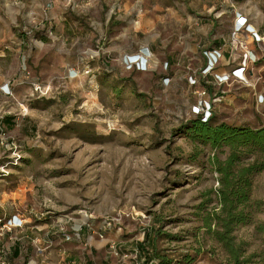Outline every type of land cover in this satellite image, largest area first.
I'll use <instances>...</instances> for the list:
<instances>
[{
    "label": "rangeland",
    "instance_id": "obj_1",
    "mask_svg": "<svg viewBox=\"0 0 264 264\" xmlns=\"http://www.w3.org/2000/svg\"><path fill=\"white\" fill-rule=\"evenodd\" d=\"M238 19L249 32L232 36ZM141 48L153 61L137 74L117 51ZM245 56V82H215ZM170 70L181 80L171 81ZM5 86L11 95L0 92V116L14 120L7 138L19 152L0 151V262L135 264L136 256L142 264L136 244L150 256L155 240L172 264H231L202 223L219 211L216 162L228 150L179 132L200 99L221 123H264V0H0ZM251 199L264 203V168L252 178ZM12 217L21 228L4 227ZM253 217L259 224L263 210ZM232 236L243 258L264 252L254 225ZM14 243L19 261L9 255Z\"/></svg>",
    "mask_w": 264,
    "mask_h": 264
},
{
    "label": "trees",
    "instance_id": "obj_2",
    "mask_svg": "<svg viewBox=\"0 0 264 264\" xmlns=\"http://www.w3.org/2000/svg\"><path fill=\"white\" fill-rule=\"evenodd\" d=\"M13 122L11 117H5L2 120L7 132L12 130ZM179 133L184 134L193 143L211 150L222 148L228 150L226 161L216 162L220 186L216 192L219 211L202 218L205 232L221 246L231 264H250L251 257H258L260 264H264V252L243 258L246 251L232 242V234L239 227L254 225L256 233L264 235V220L259 224L253 221L255 212L259 210L264 212V203L259 205L251 199L252 178L264 168V162L253 163L247 167L240 165V161L248 157L264 160V123L253 130L221 123L213 114L205 121L199 115L185 123ZM212 226L215 229L212 230ZM144 243L149 244L148 237ZM149 246H152L150 256L148 248L142 243L136 244V253L142 254L145 260L142 264H148L150 261H157L156 264L173 263L172 259H168L156 250L155 240H152ZM17 248L18 245L15 243L12 250L13 257L18 256ZM190 261L191 259L185 256L182 263Z\"/></svg>",
    "mask_w": 264,
    "mask_h": 264
},
{
    "label": "built area",
    "instance_id": "obj_3",
    "mask_svg": "<svg viewBox=\"0 0 264 264\" xmlns=\"http://www.w3.org/2000/svg\"><path fill=\"white\" fill-rule=\"evenodd\" d=\"M244 29H245V32H249L248 28L245 27L244 22L241 19H238L236 24L234 25V31L232 32V36L240 34ZM144 50L145 49H141V51L139 50L137 53L133 54L132 56H128L123 60V64L127 70H132V71L142 72V73L150 70L153 56L151 55L148 49H146V51ZM216 54H217L216 51L208 54V57H207L208 63L206 67L203 69V72L205 74L212 71L211 68L213 67V63L216 62V58H217ZM250 60H251L250 57L245 56V58L241 62H239L238 65L231 68L229 72L223 73L221 75H215V80H216L215 82L219 84L227 83L230 80L235 81L237 83L245 82L244 75L248 67V62ZM166 67L167 65L165 64L164 68ZM69 74L76 75L75 72H71ZM168 82H169V79L165 78L162 80L161 85L166 86ZM188 82L190 86L195 84V82L191 80V77H189ZM0 92L5 96L11 95L10 91L7 89L6 86L2 87ZM204 95L205 94L203 92L199 93L200 98H202ZM200 101L198 102V104L192 107L191 115L193 117L201 115L203 121H205L212 115V112H211L210 106L206 102L202 101L201 99ZM256 102L257 104H262L263 98L261 96L257 97ZM3 119L4 118L0 116V151L2 152L1 153L2 156L14 158L13 156H16L17 153L19 152V147L14 141H9V139L7 138L8 132L6 131V128L4 124L2 123ZM0 223H1V220H0ZM4 227L21 228V224L17 218L12 217V219L8 220L7 224ZM107 228H110V223L104 224L103 229L106 230ZM76 236L78 237V234ZM109 247L110 249L115 251V246L113 245V243H110ZM136 254L137 253L135 251L134 256ZM134 259H135L134 260L135 264H141L136 260V256ZM0 264H6L4 262V258L2 259ZM71 264H74V263H71Z\"/></svg>",
    "mask_w": 264,
    "mask_h": 264
},
{
    "label": "crops",
    "instance_id": "obj_4",
    "mask_svg": "<svg viewBox=\"0 0 264 264\" xmlns=\"http://www.w3.org/2000/svg\"><path fill=\"white\" fill-rule=\"evenodd\" d=\"M220 43V42H219ZM223 45V44H222ZM222 45H221V47H222ZM142 49V48H141ZM141 49H140V51H141ZM144 51H146V49L144 50ZM118 58L120 57V62H122L123 63V60L126 58V57H128V56H132L134 53H131V52H127V53H124V52H122V51H120L119 49H118ZM172 59H170V61H171ZM152 61H153V59H152ZM168 62H169V60H168ZM152 63V62H151ZM170 63V62H169ZM170 65H171V68L174 66V63H170ZM175 65H178V64H175ZM150 69H151V66H150ZM231 70V69H230ZM223 70H219L218 72L220 73V72H222ZM148 72V71H147ZM174 71H172V70H170V76H171V81L172 80H174V79H177V80H181V76H179V75H177L178 73H177V70L173 73ZM137 74H142V72H136ZM143 73H146V72H143ZM175 83H173L172 84V86L174 85ZM161 87H163L162 85H161V83L159 84ZM3 96L0 94V98H2ZM86 236V234H85V231H82V237H85ZM80 237V236H79ZM85 239L87 240L88 239V236H86L85 237ZM15 244V243H14ZM97 244H99L100 245V247H104V245H102V243H101V241H99V242H97ZM18 245V244H17ZM66 246H68V244L66 245ZM13 247H14V245H13ZM13 247H12V250H13ZM17 251H18V256L17 257H13V251H12V253H11V251H10V258H11V260L12 261H15V260H20V258H21V256H20V247H19V245H18V248H17ZM91 252V251H90ZM73 258H71V257H69V260H71V261H69L68 260V262H67V264H71V263H74V259L72 260ZM63 260H65V262H66V258H64ZM28 263V262H27ZM27 263H25V264H27ZM87 263H90V264H96L94 261H92V259H88L87 261H86V263H85V261L84 262H82V264H87ZM29 264H31V262L29 263Z\"/></svg>",
    "mask_w": 264,
    "mask_h": 264
}]
</instances>
